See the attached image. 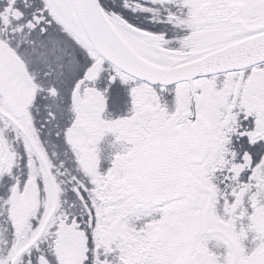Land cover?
<instances>
[{"label": "snow or ice", "instance_id": "obj_1", "mask_svg": "<svg viewBox=\"0 0 264 264\" xmlns=\"http://www.w3.org/2000/svg\"><path fill=\"white\" fill-rule=\"evenodd\" d=\"M0 264H264V0H0Z\"/></svg>", "mask_w": 264, "mask_h": 264}]
</instances>
